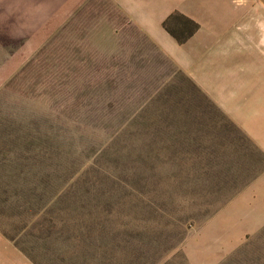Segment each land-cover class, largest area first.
<instances>
[{
    "label": "rangeland",
    "instance_id": "374dc122",
    "mask_svg": "<svg viewBox=\"0 0 264 264\" xmlns=\"http://www.w3.org/2000/svg\"><path fill=\"white\" fill-rule=\"evenodd\" d=\"M86 1L0 0V264H264V228L222 218L261 154L109 0Z\"/></svg>",
    "mask_w": 264,
    "mask_h": 264
},
{
    "label": "crops",
    "instance_id": "0c3cea01",
    "mask_svg": "<svg viewBox=\"0 0 264 264\" xmlns=\"http://www.w3.org/2000/svg\"><path fill=\"white\" fill-rule=\"evenodd\" d=\"M109 1L249 138L264 159V0ZM175 13L198 24L184 43L163 26ZM222 218L231 233L255 234L264 228V165L225 206Z\"/></svg>",
    "mask_w": 264,
    "mask_h": 264
},
{
    "label": "trees",
    "instance_id": "16d2710c",
    "mask_svg": "<svg viewBox=\"0 0 264 264\" xmlns=\"http://www.w3.org/2000/svg\"><path fill=\"white\" fill-rule=\"evenodd\" d=\"M172 18H174V19L178 18L182 22L183 27L181 29H179L181 35L177 34L176 31H174L172 28H170L169 20H171ZM163 26L177 39V41L179 43H184L185 40L188 37H190L193 34V32L195 30H197V28H198V24L196 22H194L192 19H190V18H188L182 14H179V13H175V14L171 15L169 18H167L164 21Z\"/></svg>",
    "mask_w": 264,
    "mask_h": 264
}]
</instances>
